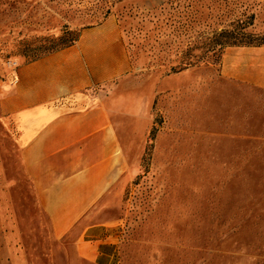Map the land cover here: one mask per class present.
Returning a JSON list of instances; mask_svg holds the SVG:
<instances>
[{
  "label": "rangeland",
  "instance_id": "374dc122",
  "mask_svg": "<svg viewBox=\"0 0 264 264\" xmlns=\"http://www.w3.org/2000/svg\"><path fill=\"white\" fill-rule=\"evenodd\" d=\"M110 18L135 71L109 154L88 137L23 169L0 119V264H93L82 232L103 224L113 264H264V102L220 75L264 45V0H0V78Z\"/></svg>",
  "mask_w": 264,
  "mask_h": 264
},
{
  "label": "crops",
  "instance_id": "0c3cea01",
  "mask_svg": "<svg viewBox=\"0 0 264 264\" xmlns=\"http://www.w3.org/2000/svg\"><path fill=\"white\" fill-rule=\"evenodd\" d=\"M134 71L124 31L110 18L80 31L72 45L4 73L0 119L14 123L15 153L21 155L22 168L29 169L31 155L36 154L59 153L68 161L71 154L81 152L88 137L98 144L106 138L97 148L109 154L110 121L119 102L112 96ZM220 75L264 102V45L228 48ZM145 112L140 107L138 114ZM108 231L103 224L90 225L82 232L87 261L113 264V247L109 236H104Z\"/></svg>",
  "mask_w": 264,
  "mask_h": 264
}]
</instances>
